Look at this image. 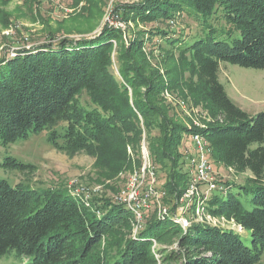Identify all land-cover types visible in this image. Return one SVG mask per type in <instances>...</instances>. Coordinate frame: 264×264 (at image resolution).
I'll return each instance as SVG.
<instances>
[{
  "label": "trees",
  "instance_id": "1",
  "mask_svg": "<svg viewBox=\"0 0 264 264\" xmlns=\"http://www.w3.org/2000/svg\"><path fill=\"white\" fill-rule=\"evenodd\" d=\"M126 10L149 23L184 13L207 32L166 44L177 48L180 42L178 60L188 73V99L206 112L210 123L187 130L163 116L157 106L160 76L155 71L148 80L134 66L140 36L119 56L122 80L114 77L110 52L122 32L106 28L93 39L43 43L0 58V144H14L62 122V134H50L52 143L60 138L67 151H85L116 172L133 170L141 164L142 131L135 127L139 118L148 130L149 159L156 172L164 173L159 189L168 203L174 202L171 210L167 216H149L133 234L138 221L125 204L105 199L89 207L64 189L34 190L0 179V258L14 252L28 264H156L153 244H164L163 238L171 235L180 251H193L181 264H257L264 253V113L250 117L235 106L218 74L223 63L264 68V0H143ZM214 15L226 24L220 38L208 24ZM155 36L160 37L150 35ZM139 88H145L140 98ZM82 92L89 97L88 108L78 102ZM153 131L157 137H151ZM189 133L207 142L210 163L235 175L250 174L249 186L231 192L219 184L225 192L214 191L203 206L212 218L233 221L246 236L200 223L182 230L171 219L193 176L189 162L195 154L184 156L179 150ZM252 144L257 147L251 149ZM0 168L22 173L29 166L6 158Z\"/></svg>",
  "mask_w": 264,
  "mask_h": 264
},
{
  "label": "rangeland",
  "instance_id": "2",
  "mask_svg": "<svg viewBox=\"0 0 264 264\" xmlns=\"http://www.w3.org/2000/svg\"><path fill=\"white\" fill-rule=\"evenodd\" d=\"M143 0H0V58L14 57L15 50L38 47L43 43H55L59 40L80 38H96L101 31L107 29H120L122 37L110 52L111 64L109 66L112 75L122 80L119 72V56L126 49L129 51L130 40L142 37L140 44H136V51L132 55L135 68L144 70V78L151 80L155 71L160 76V104L162 113L169 121L185 129H203V125L210 123V118L199 106L190 103L188 93L185 89V81L188 79L187 71H184L179 62V46L171 48L166 41L173 42L178 39L191 41L192 37L199 35L201 27L194 20L184 13H175L170 20L158 22H142L137 17H133L132 12L126 10L129 6H138ZM108 22V23H107ZM214 37L220 38L224 32L226 24L219 16H212L208 22ZM210 29H207L210 30ZM105 32V31H104ZM150 32V33H149ZM149 33V34H148ZM157 33L160 37H150ZM207 35L206 31L201 32V36ZM106 37L105 33L103 34ZM163 36H166L163 38ZM57 46V45H54ZM7 55V56H6ZM127 56V54L125 55ZM143 70L141 72L143 73ZM141 73V76H142ZM152 73V74H149ZM180 75V78L170 82L172 77ZM219 82L224 87L228 98L241 111L250 117H255L259 113H264V68L251 69L243 68L228 63L220 64L218 74ZM145 88H139L136 96H141ZM128 94L133 95L131 88H127ZM142 97V96H141ZM79 104L90 107L89 97L85 92L78 96ZM131 102V100H130ZM200 125V126H198ZM142 131L140 138L141 146L146 147L149 140L146 139L145 125L141 119L135 126ZM63 124L46 128L36 134H31L14 144L2 146L0 144V164L4 159L10 158L17 162L28 165L25 172L8 171L0 168V179H6L11 185L22 184L30 189H64L70 195L80 199L83 204H93L105 199H114L120 192L126 191L132 178L133 171L140 170L142 166L141 154L139 166L133 165V170L121 169L119 172L113 171L111 166H104L99 163L95 156L85 152L67 151L60 141L52 143L50 134H62ZM138 133L139 130H137ZM178 132V131H177ZM194 134L183 135V140L179 146L180 152L185 156L195 154V148L191 141ZM158 133L153 131L151 137H157ZM139 137V136H138ZM146 140V141H145ZM251 149L257 147L252 144ZM128 148V150H127ZM126 148L127 153L132 152L131 146ZM148 153V151H147ZM130 159H136L135 155H130ZM149 156V155H148ZM150 160V159H149ZM188 162V159H184ZM98 162V163H97ZM100 164V165H99ZM147 167L153 172L154 182H151L146 174L139 183L140 194L151 188L155 192L163 185L165 176L158 170L151 160ZM213 178L217 185L229 186L227 191L235 192L237 188L249 186L250 174L245 172L235 175L222 165L211 160ZM190 172V176H192ZM264 184V183H263ZM237 187V188H235ZM233 188V189H232ZM198 193L189 198V204L184 210L177 209L176 216L186 218L193 224H205L214 226L220 230H233L241 236H246L247 231L237 228L233 221L227 222L221 218L207 217V213L197 204L205 206L210 196L203 194L204 186L197 187ZM119 193V194H120ZM165 196V195H164ZM151 198L150 207L141 210V224L133 230V234L143 227L145 220L149 216H156L158 209L171 210L172 203H168L167 196ZM87 206V205H86ZM203 210V211H202ZM198 211V212H197ZM143 222V223H142ZM178 225V224H177ZM179 226V225H178ZM188 228H185L187 230ZM164 244H153V254L156 264H181L187 260L193 251L179 250L177 237L169 235ZM105 244H102L100 251H103ZM180 251V252H179ZM173 252V253H172ZM179 253L180 255H176ZM169 254V256H167ZM173 256V257H171ZM0 264H28L27 259L20 258L14 252L0 258ZM257 264H264V253Z\"/></svg>",
  "mask_w": 264,
  "mask_h": 264
},
{
  "label": "built area",
  "instance_id": "3",
  "mask_svg": "<svg viewBox=\"0 0 264 264\" xmlns=\"http://www.w3.org/2000/svg\"><path fill=\"white\" fill-rule=\"evenodd\" d=\"M191 141L193 143V147L196 149L195 159L193 158L189 162L192 167L193 176L189 183V187L178 200L179 205L177 209L179 210H184L185 207L188 206L189 198L194 193L195 194L198 193L197 187L199 185L204 186V190L202 192L206 196H210L216 190L225 192V189L222 188L221 186H218L216 181H214L212 168L210 166V160H209L210 151H209L207 142L198 134L192 135ZM140 154H141V159H142V166L140 170L133 171V173L130 175L132 180L130 184L128 185V187L126 188V191H123L121 193L119 192L120 194L118 193L113 199L118 204H125L126 207L133 212L135 219L138 221L139 224H141V220H142V215L140 211L147 210L150 207L149 200L151 198H155V197L159 198L160 196L165 195L163 191L157 188L155 192L152 191L151 188H149L144 192L143 196L140 194V191L142 189L140 190L138 185L142 177L147 174L151 182H154V179H155L153 177V172L147 168L149 166L148 163H150V160H149L146 147L141 146ZM197 205L199 206L197 208H200V209L202 208L204 210L203 206H201L202 203H199ZM158 214L161 217L167 216V210L165 209L161 210L159 208ZM207 217L211 220V222H213L212 217L210 215H208ZM171 219L173 220L174 223L178 224L182 230H185V228L190 227V223L188 222L186 218L176 216L175 213L172 215ZM237 228H241V227L237 226Z\"/></svg>",
  "mask_w": 264,
  "mask_h": 264
},
{
  "label": "bare ground",
  "instance_id": "4",
  "mask_svg": "<svg viewBox=\"0 0 264 264\" xmlns=\"http://www.w3.org/2000/svg\"><path fill=\"white\" fill-rule=\"evenodd\" d=\"M108 23V22H107Z\"/></svg>",
  "mask_w": 264,
  "mask_h": 264
}]
</instances>
